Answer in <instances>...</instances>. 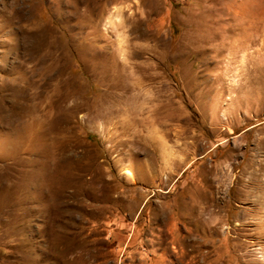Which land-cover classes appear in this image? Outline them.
Masks as SVG:
<instances>
[{"label":"rangeland","instance_id":"1","mask_svg":"<svg viewBox=\"0 0 264 264\" xmlns=\"http://www.w3.org/2000/svg\"><path fill=\"white\" fill-rule=\"evenodd\" d=\"M0 264H264V0H0Z\"/></svg>","mask_w":264,"mask_h":264},{"label":"bare ground","instance_id":"2","mask_svg":"<svg viewBox=\"0 0 264 264\" xmlns=\"http://www.w3.org/2000/svg\"><path fill=\"white\" fill-rule=\"evenodd\" d=\"M81 2V1H80ZM54 103V102H53ZM53 103H51V102H49L47 105L49 106V107H51V106H53L54 104ZM33 105V104H32ZM34 106V105H33ZM48 110H50V109H48ZM35 126V125H34ZM128 173V172H127Z\"/></svg>","mask_w":264,"mask_h":264}]
</instances>
